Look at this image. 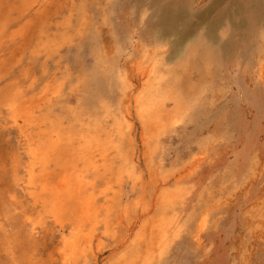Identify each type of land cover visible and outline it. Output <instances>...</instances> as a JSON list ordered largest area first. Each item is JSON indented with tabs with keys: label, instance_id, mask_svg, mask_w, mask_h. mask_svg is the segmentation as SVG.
<instances>
[{
	"label": "rangeland",
	"instance_id": "rangeland-1",
	"mask_svg": "<svg viewBox=\"0 0 264 264\" xmlns=\"http://www.w3.org/2000/svg\"><path fill=\"white\" fill-rule=\"evenodd\" d=\"M0 264H264V0H0Z\"/></svg>",
	"mask_w": 264,
	"mask_h": 264
},
{
	"label": "bare ground",
	"instance_id": "bare-ground-1",
	"mask_svg": "<svg viewBox=\"0 0 264 264\" xmlns=\"http://www.w3.org/2000/svg\"><path fill=\"white\" fill-rule=\"evenodd\" d=\"M85 206H86L85 209H86V208H89V206H87V205H85Z\"/></svg>",
	"mask_w": 264,
	"mask_h": 264
}]
</instances>
